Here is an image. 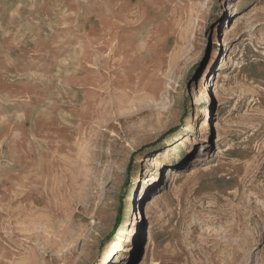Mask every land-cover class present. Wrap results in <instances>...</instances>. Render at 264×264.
Segmentation results:
<instances>
[{
    "label": "rangeland",
    "instance_id": "rangeland-1",
    "mask_svg": "<svg viewBox=\"0 0 264 264\" xmlns=\"http://www.w3.org/2000/svg\"><path fill=\"white\" fill-rule=\"evenodd\" d=\"M0 6V264H264V0Z\"/></svg>",
    "mask_w": 264,
    "mask_h": 264
},
{
    "label": "trees",
    "instance_id": "trees-1",
    "mask_svg": "<svg viewBox=\"0 0 264 264\" xmlns=\"http://www.w3.org/2000/svg\"><path fill=\"white\" fill-rule=\"evenodd\" d=\"M119 222H120V220H119V217H118V218L116 219L114 225H113V228H112L110 234L108 235L109 238H111L112 235L114 234L116 228L118 227Z\"/></svg>",
    "mask_w": 264,
    "mask_h": 264
},
{
    "label": "bare ground",
    "instance_id": "bare-ground-1",
    "mask_svg": "<svg viewBox=\"0 0 264 264\" xmlns=\"http://www.w3.org/2000/svg\"><path fill=\"white\" fill-rule=\"evenodd\" d=\"M176 140H177V138H176ZM112 241H114V240H112ZM112 241H111V242H112ZM116 246H117V241L114 242V243L112 244V247H111V249L109 250V252H114V250L117 249ZM106 249H108V247H107Z\"/></svg>",
    "mask_w": 264,
    "mask_h": 264
},
{
    "label": "crops",
    "instance_id": "crops-1",
    "mask_svg": "<svg viewBox=\"0 0 264 264\" xmlns=\"http://www.w3.org/2000/svg\"><path fill=\"white\" fill-rule=\"evenodd\" d=\"M0 8H1V6H0Z\"/></svg>",
    "mask_w": 264,
    "mask_h": 264
}]
</instances>
